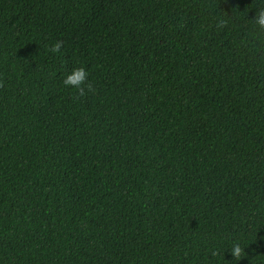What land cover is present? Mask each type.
<instances>
[{"label":"trees","instance_id":"16d2710c","mask_svg":"<svg viewBox=\"0 0 264 264\" xmlns=\"http://www.w3.org/2000/svg\"><path fill=\"white\" fill-rule=\"evenodd\" d=\"M258 6L0 0V264H264Z\"/></svg>","mask_w":264,"mask_h":264},{"label":"clouds","instance_id":"9594fccd","mask_svg":"<svg viewBox=\"0 0 264 264\" xmlns=\"http://www.w3.org/2000/svg\"><path fill=\"white\" fill-rule=\"evenodd\" d=\"M257 11L253 15V22L260 28H264V0H260V6L256 7ZM60 50V42L57 41L53 43L50 47V51L52 53H57ZM87 78V72L83 67H74L71 72L67 73L63 79V84L69 87L76 88L83 92V88L81 85L85 82ZM90 87V85H89ZM232 257L236 258L238 261L242 257V249L241 245L237 243H233L231 249Z\"/></svg>","mask_w":264,"mask_h":264}]
</instances>
